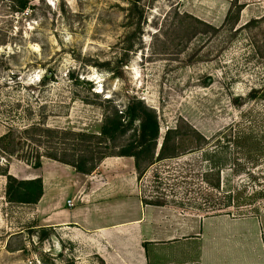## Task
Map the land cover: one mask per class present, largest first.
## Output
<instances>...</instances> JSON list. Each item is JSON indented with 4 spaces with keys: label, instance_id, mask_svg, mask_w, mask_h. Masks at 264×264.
<instances>
[{
    "label": "rangeland",
    "instance_id": "obj_1",
    "mask_svg": "<svg viewBox=\"0 0 264 264\" xmlns=\"http://www.w3.org/2000/svg\"><path fill=\"white\" fill-rule=\"evenodd\" d=\"M13 1L0 0V135L40 112L50 127L97 133L105 99L119 107L142 99L156 111L158 142L168 127L186 133L175 156L140 172L142 198L184 221L255 216L264 240V53L256 50L264 24L244 26L264 15V0H236L243 7L233 24L232 0H29L22 11ZM221 132L231 136L225 149L213 142ZM214 161L219 189L206 182ZM5 168L32 173L0 152ZM4 181L0 174V264H105L61 232L54 242L30 203L8 200Z\"/></svg>",
    "mask_w": 264,
    "mask_h": 264
},
{
    "label": "crops",
    "instance_id": "obj_2",
    "mask_svg": "<svg viewBox=\"0 0 264 264\" xmlns=\"http://www.w3.org/2000/svg\"><path fill=\"white\" fill-rule=\"evenodd\" d=\"M8 169L17 178L41 177L31 210L54 242L61 232L105 264H264L258 218L212 213L184 221L142 198L132 156H106L89 173L50 158L30 177Z\"/></svg>",
    "mask_w": 264,
    "mask_h": 264
},
{
    "label": "trees",
    "instance_id": "obj_3",
    "mask_svg": "<svg viewBox=\"0 0 264 264\" xmlns=\"http://www.w3.org/2000/svg\"><path fill=\"white\" fill-rule=\"evenodd\" d=\"M28 6L29 0L13 1L14 10L22 11ZM242 7V3L232 0L226 20H231L232 24L236 23ZM255 23L264 24V15L252 18L244 26L249 28ZM262 33L261 43L256 44V50L261 55L264 53V31ZM49 76L45 71L38 81L43 83L49 79ZM259 92L260 89L252 88L248 95L254 98ZM105 101L110 104L103 113L97 133L77 131L68 127H50L44 120L45 116L40 112L37 120L21 128L8 126L0 135V152L8 157L14 156L33 168L39 167L42 158L46 157L70 164L77 171L84 173L91 172L106 156L128 155L134 158L138 178L140 172L154 161L176 155V138L180 134H186L182 133L181 124L168 127L162 140L158 142L159 121L156 111L146 105L142 99L136 97L128 99L122 107L110 98ZM195 134L197 140H207L198 131H195ZM228 136L230 134L226 132L219 133L213 139L214 145L225 149L226 143L231 140V136L229 139ZM212 151L214 152V149ZM213 156L215 155L212 154L210 158ZM214 164L205 174L213 176V180L207 179L206 182L213 189H219L220 166L215 161ZM0 174L5 175L7 179L5 194L8 200L33 203L41 196L40 176L28 179L17 178L8 171V168L1 169ZM228 196L231 198L230 194ZM214 205L215 203H209L207 206L214 207Z\"/></svg>",
    "mask_w": 264,
    "mask_h": 264
},
{
    "label": "built area",
    "instance_id": "obj_4",
    "mask_svg": "<svg viewBox=\"0 0 264 264\" xmlns=\"http://www.w3.org/2000/svg\"><path fill=\"white\" fill-rule=\"evenodd\" d=\"M67 204H71L69 200H67Z\"/></svg>",
    "mask_w": 264,
    "mask_h": 264
}]
</instances>
